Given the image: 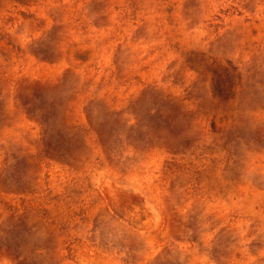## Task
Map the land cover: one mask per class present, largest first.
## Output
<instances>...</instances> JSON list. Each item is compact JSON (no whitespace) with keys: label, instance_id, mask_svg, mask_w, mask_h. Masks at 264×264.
I'll return each instance as SVG.
<instances>
[{"label":"rangeland","instance_id":"1","mask_svg":"<svg viewBox=\"0 0 264 264\" xmlns=\"http://www.w3.org/2000/svg\"><path fill=\"white\" fill-rule=\"evenodd\" d=\"M0 264H264V0H0Z\"/></svg>","mask_w":264,"mask_h":264}]
</instances>
